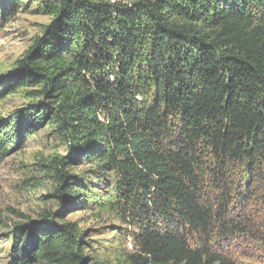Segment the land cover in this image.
I'll return each mask as SVG.
<instances>
[{"label":"trees","instance_id":"1","mask_svg":"<svg viewBox=\"0 0 264 264\" xmlns=\"http://www.w3.org/2000/svg\"><path fill=\"white\" fill-rule=\"evenodd\" d=\"M42 1L52 21L15 76L43 100L0 122V163L47 121L69 157L58 210L14 227L10 264H89L66 221L82 201L137 228L131 264H238L221 246L263 238L264 0ZM79 161L112 191L70 175Z\"/></svg>","mask_w":264,"mask_h":264},{"label":"rangeland","instance_id":"2","mask_svg":"<svg viewBox=\"0 0 264 264\" xmlns=\"http://www.w3.org/2000/svg\"><path fill=\"white\" fill-rule=\"evenodd\" d=\"M51 21L42 0H0V122L16 121L14 131L18 130L16 123L24 119L20 116L23 110L43 100L41 85H16L17 62L43 36ZM61 157L68 162L67 144L47 121L30 129V135L0 163V264L11 263V234L16 225L39 222L45 212L58 210L54 162ZM93 170V165L81 161L66 168L85 185L95 181L97 193L112 191L113 175ZM83 203L67 211L66 221L76 223L81 230L89 264H131L137 228L109 205ZM261 233L260 241L240 238L221 248L238 264H264V222Z\"/></svg>","mask_w":264,"mask_h":264}]
</instances>
